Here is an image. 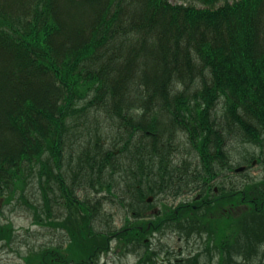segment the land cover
Segmentation results:
<instances>
[{"label": "trees", "instance_id": "1", "mask_svg": "<svg viewBox=\"0 0 264 264\" xmlns=\"http://www.w3.org/2000/svg\"><path fill=\"white\" fill-rule=\"evenodd\" d=\"M180 1L0 0V195L38 190L35 221L69 237L27 264H96L115 237L157 264L150 196L157 228L206 235L210 264H264V177L229 178L263 157L241 148L264 151V0ZM189 195L205 202L167 201ZM110 197L130 229L96 230ZM14 234L0 222V240Z\"/></svg>", "mask_w": 264, "mask_h": 264}, {"label": "rangeland", "instance_id": "2", "mask_svg": "<svg viewBox=\"0 0 264 264\" xmlns=\"http://www.w3.org/2000/svg\"><path fill=\"white\" fill-rule=\"evenodd\" d=\"M172 3H182L180 0H170ZM199 5V4H197ZM251 153L252 155L262 156V162L260 164H255L254 167H249L247 164H243L247 169L244 173L247 177L249 176H258L261 175L264 177V151L263 147H260L256 144L246 145V147L241 148V151ZM245 154V155H248ZM243 153L241 152V155ZM242 160H245V157L242 155ZM242 173L233 174L234 179L238 181V177L241 176ZM37 189V187H36ZM35 190V189H34ZM37 196L39 197V192L37 190ZM35 193L33 190H28L26 197L27 199L16 198L11 201L7 205L3 206L0 212V222L3 224L12 223L15 227V234L11 244L7 242V240L2 239L0 241V264H27L24 257H28L31 251L39 252L44 247L51 246H64L67 247L69 243V237L65 230H54L50 226L42 225L37 223L34 218V212L29 207L30 203H36L37 199L35 197ZM79 197H83L86 195L84 192L80 194L77 193ZM108 197V194H105ZM110 203L106 201V210L110 215L105 216L102 220H99L95 224L96 230L98 229H108V226H111L112 229H119L125 223H127L128 218H125L126 212L124 208L117 203L118 198L110 197ZM193 197L188 196L176 201H169L170 204L174 206L178 205L181 201H190ZM63 201V200H62ZM154 203V201H152ZM160 202H156L159 204ZM56 207V206H55ZM160 208L161 205H158ZM39 214L42 212L39 211ZM150 214V213H149ZM150 220L152 215L148 217ZM37 219H42V222H45L46 218L43 215L42 218L38 217ZM134 220V218H133ZM168 233V232H167ZM148 238L153 240L152 247L156 248L158 252L161 253L160 260H157V264H169V259L173 260V263H176L177 257L183 255H188L192 251H200L204 256V262L210 264L211 258H209V254L205 252V247L208 243V239H206V235L204 234L203 238H195L191 243H187L185 240L179 242V236L177 233H173L171 235H167L159 244L157 237L153 235H149ZM160 240V241H161ZM214 246L216 243L213 241ZM161 245L163 247H161ZM164 245L166 247H164ZM111 251L108 255H103L100 260L96 264H149L148 258L144 257V251L146 249L143 246L139 251L130 252L124 248L118 249V241L114 240L111 244ZM20 251L21 254L17 252ZM22 255V256H21ZM24 256V257H23ZM213 256L216 258L217 251L213 250ZM211 257V256H210ZM95 264V263H93Z\"/></svg>", "mask_w": 264, "mask_h": 264}, {"label": "flooded vegetation", "instance_id": "3", "mask_svg": "<svg viewBox=\"0 0 264 264\" xmlns=\"http://www.w3.org/2000/svg\"><path fill=\"white\" fill-rule=\"evenodd\" d=\"M195 201H201V202H205V201H203V199L200 197V196H197L196 198H195ZM191 204V203H190ZM192 206H193V208H196L197 209V205H195L194 203H192L191 204ZM231 208H233V207H231ZM154 213L155 214H157L158 212L155 210L154 211ZM150 225H149V229L148 230H151L152 229V226H153V223H149Z\"/></svg>", "mask_w": 264, "mask_h": 264}, {"label": "water", "instance_id": "4", "mask_svg": "<svg viewBox=\"0 0 264 264\" xmlns=\"http://www.w3.org/2000/svg\"><path fill=\"white\" fill-rule=\"evenodd\" d=\"M240 170H243V168H241Z\"/></svg>", "mask_w": 264, "mask_h": 264}]
</instances>
